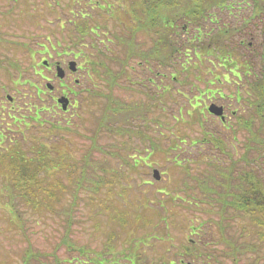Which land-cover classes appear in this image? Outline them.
Masks as SVG:
<instances>
[{"label":"trees","instance_id":"1","mask_svg":"<svg viewBox=\"0 0 264 264\" xmlns=\"http://www.w3.org/2000/svg\"><path fill=\"white\" fill-rule=\"evenodd\" d=\"M115 1L88 0L98 10L93 13L88 6H83L82 10L78 9L84 12L82 15L73 13L72 6L68 7L73 16L67 21L72 26L62 22V9L55 14L60 31L51 30L55 40H50L49 49L81 55L79 69L88 65L85 75L90 81L83 85L80 80L74 81L78 85L74 88L70 83L61 85V79H57L56 90L75 94L73 99L65 96L69 100L66 107L59 100L64 95L57 98L56 94L52 95L63 112L71 106L69 116L61 114L65 117L64 123L55 119L61 115L54 108L51 94L48 95L52 90L41 79L31 80L32 76L24 73L16 77L17 82H27L32 90L16 88V91L20 92L21 99L28 95L33 101L26 98L20 102L13 95L7 98L9 105L0 101V202L3 204L0 209L9 208L10 213L3 217L7 221L5 227L12 228L25 242L17 264H63L56 253L34 246L31 237L36 233L34 216L44 212L61 214L71 223L83 188L96 197L100 193L99 202L109 211L114 225L106 234L103 249L88 257L81 255L86 254L85 250L71 248L73 244L65 236L62 240L68 244L66 248L76 249L78 253L74 251L75 255H69L64 261L105 264L118 260L113 251L120 231L129 224L126 218L129 215L127 209L123 211L124 216L111 209L118 208L111 202V199L116 201L112 193L128 192L130 182L135 180L133 171L138 168L132 164L133 160L142 154L147 156L145 164H158L160 159L167 161V169L174 171L173 175L167 174L171 189L159 191L168 202L177 201L179 207L186 208L183 201L188 193L191 196V200H186L188 204L202 202L208 208H216V235L211 229L202 228L204 225L198 221L193 225L194 236L190 237L193 240L187 239L181 244L188 262L195 264L201 259L207 264H249L243 260L245 254L253 255L252 264H264V175L261 173L264 172V0H123L119 7H113ZM103 8L108 12H102ZM234 10L243 11L238 14ZM50 11L53 12V7ZM107 18L113 21L111 27ZM254 20L260 21L262 32L257 59L244 54V46L250 45L244 38L231 44L233 33L241 32ZM65 27L67 32L63 30ZM97 27L103 29L102 37L98 36ZM4 32L0 29V46L8 44L16 51V41H5ZM239 45H243L242 50ZM86 46L90 48L88 55L84 53ZM5 64L19 65L11 56L2 55L0 66ZM230 71L236 74L235 87H227L232 90L231 94L222 85L231 79L225 76ZM118 87L125 90L124 94L119 93ZM242 89L248 93L242 95ZM127 92L131 96H126ZM203 96L235 99L233 104L221 103L222 114L216 115L209 106L207 111L202 109ZM236 100L241 101L238 104ZM172 104L176 106V113ZM226 108H232L233 115L231 120L226 119L228 130L224 119ZM205 112L216 115L222 126L213 120L206 122ZM191 121L199 124L195 134H188L184 129L188 126L198 130L190 125ZM79 123L84 131L75 126ZM123 135L127 139L123 140ZM73 137L82 139L83 143L88 140L84 145L86 154L80 162L70 160L73 158L71 147L76 143ZM132 138L137 139L132 146L137 154L128 162V156L120 148L130 149L131 145L126 144ZM187 139L192 150L183 157L181 154L187 148L183 143ZM21 142L28 146L22 147ZM84 169L91 174L86 184H83ZM149 173L148 170L142 173L149 182L143 185L153 183ZM130 175L133 178L128 181ZM151 176L159 179L153 172ZM147 206L134 209L135 225H140L138 217L142 210L149 209ZM165 216L163 225L177 222V209H169ZM146 220L141 225L152 223ZM207 222L214 223L209 219ZM148 259L146 254L137 251L130 264H147Z\"/></svg>","mask_w":264,"mask_h":264},{"label":"rangeland","instance_id":"2","mask_svg":"<svg viewBox=\"0 0 264 264\" xmlns=\"http://www.w3.org/2000/svg\"><path fill=\"white\" fill-rule=\"evenodd\" d=\"M119 2L121 3L123 2V0H116L115 2H113V7H119ZM70 6H72V8L70 9L74 8L75 10L73 11V13L76 14L77 11V13L81 12V15L84 14V12L78 9L82 10L83 6H88L90 10H93V13L94 11L97 12L98 10V8L94 7V4H89L88 0H0V29L5 30V32L3 33L5 41L11 39L16 41L15 44L18 45H16V51H14L13 47H10V45L8 44L5 47L0 46V56H11L17 63H19L18 66H8L7 64L0 66V101L5 105H9L5 94L13 95V97L15 98H20V102L22 101V99L26 98L33 101V97H28V95H26L27 97H22L21 99L20 92L16 91V88L24 89L25 91L32 90L29 88V84L27 82H17L16 77H22L23 75L21 74L23 73L26 74V76H32L31 80L36 81L38 79H41V83H43L44 85L45 82L49 80L55 86L58 79V76L55 73L54 64L56 61L63 62L66 65L68 60L74 59L78 64V69L76 72H74V75L80 80L81 85H83L84 83H90L85 75L86 69H88L87 63L86 68L79 69L80 61L81 59H83L81 55H76L73 51H69L68 53H57L54 49H49L48 44L50 40H52V42L55 40V34H51V30H54V32L56 33H58V30L60 31V28L58 27L59 19L57 18L58 13H61L60 9H63L62 13L60 14L62 15V22L64 21V24H70L71 26L73 25L72 22L67 21V18L72 15V10L70 11V9L68 8ZM52 7L53 12L50 11ZM101 10L102 12L105 11V13L108 12V9L106 8H103ZM242 11L243 10H234L233 13L237 12L238 14H240ZM101 20L102 19L99 18V21ZM107 21H109V27H111L113 21L108 18ZM180 22H183V20H180ZM192 29L193 28H190V30ZM260 29V21L254 20L253 22L249 23V25L246 26L241 32L238 31L236 33H233L234 35L231 40V44H237L239 39L244 38V42H249L248 44H250L249 46H244V54L251 55L256 59L259 58L260 47L258 42L262 36V32L260 31ZM63 30L64 32H67L68 29L65 27ZM97 30L99 31L98 36L102 37L103 29L101 30V28L97 27ZM98 36L92 34L93 39L98 40ZM85 39H88V36H85ZM20 43H23V45ZM239 47L242 50L243 45H239ZM47 48L50 50L49 53L46 52ZM58 49L59 47L57 46L56 50ZM89 49V46H86L84 53L88 55ZM91 52L92 51H90V53ZM87 55L85 56L86 60L88 59ZM43 61L47 63H44ZM49 63L52 66V70L47 67ZM5 67L9 69V73L6 72ZM65 70L66 72L69 71L68 67H66ZM220 71L221 73L224 72L222 68H220ZM227 73L228 74L225 73V76H228V78L231 79L227 82H224L222 85H224V91L231 94L232 90L228 89L227 87H235L236 74L234 73L237 72L236 70H234V73L231 71ZM41 75H45L46 78L43 77L42 79ZM220 76H222V74H220ZM64 79H66L65 82H69L70 85H72L74 88L78 87V85L74 83L72 77L65 76ZM118 90L120 94H124L125 92L123 88L118 87ZM234 93L235 91H233V94ZM246 93H248V90H241L242 95H245ZM49 94H51V96L53 94H56V97L60 94H66L70 99H73L75 97V94L69 91L62 93L61 90L56 89H52V91L49 92L48 95ZM126 94V96H131L129 92H127ZM54 97L55 96H52V98L54 99L53 101L55 102V110H57L60 115L63 114L66 115V117L69 116L71 113V106H69V110L67 112H63L61 105L56 102V98ZM203 98L204 107L202 106V109L205 111H207L210 103L223 105L221 103L230 101V103L233 104V101L235 99L234 98L231 100V98L225 97L216 98L213 96L210 98L203 96ZM193 101L194 99L192 100V104ZM236 101L239 104V101L241 100ZM196 102L199 103V101ZM199 106L201 109V104ZM172 108L173 113H176L177 110L174 104H172ZM231 110L232 108L225 109V120L232 119L233 115H231ZM205 113L208 116L206 122L213 120L214 122H217L222 126L219 118L216 115L207 112ZM61 116L55 119H60L61 122L64 123L65 117ZM187 116V119L190 120V116ZM46 117L49 120H53L49 115H46ZM170 120L173 121L171 115ZM226 122L228 125L227 120ZM30 123L34 125L35 121L30 120ZM48 123H50V121ZM190 125L198 130H194L190 127L188 128V126H184V129L188 134H195L197 131H199L200 128H197L199 125L197 121H193L192 123H190ZM75 126L84 131V128H82L80 123L79 125L75 124ZM226 128L228 130L229 125L226 126ZM68 134L69 133H66V135ZM53 135L56 134L53 133ZM119 137L121 136L119 135ZM122 137L124 138L123 140H125V138L127 139L126 135H123ZM73 139L76 143H73L74 145L73 147H71V150H73V158H70V160H77L78 162H80V160H82V158H84V155L86 154L84 145L88 143V140L83 143L82 139H75L74 137ZM103 140L104 139L102 138L101 141L103 142ZM112 140L113 139L110 138V141ZM188 141L189 139L186 140V143H183V147H187L186 150H184L181 154L183 157L184 155L188 156V151L192 150L189 149L190 144ZM136 142L137 139L132 138L126 144L131 145L130 149H126V147L120 148V151L123 153V155L128 156V162H130L129 159L133 158L132 156H135L137 154L135 149L132 147ZM21 145L22 147L28 146L24 142H21ZM200 150L201 149H199V151ZM194 152H196V149ZM170 154H172V151L170 152ZM199 154L202 155V150L199 152ZM146 157L147 156L145 154H142L141 156H136V159L133 160L132 164L137 165L138 168L133 171L135 174L128 170L131 175L134 174L135 176V180H132L133 177H131V175L127 178L128 181L132 180L130 182L131 184H129L127 188L128 192L112 193V195L116 197V201L114 202L113 199H111V202L113 205H118V208L111 207V209L115 208L116 211L120 212L123 216V211L127 209V213L129 216L126 218L128 219L129 224L126 227L122 228L123 230L120 231L119 237L115 243L116 249L113 251V254L116 258H118V260L108 261L105 262V264H130V260L136 256L137 251H141L143 254H146V256L149 258L148 261L151 262L150 264H180L181 259H185V261H183V264H188V261L183 255L184 247H182L181 244L187 241V239L193 240L192 238H190L194 236L193 225L198 221L202 222V224L204 225V227L202 228L211 229L212 231H214V235H216L215 231L218 229V227L216 228L215 225V220L218 217V214L215 212L216 208H208V205L202 202L198 205H194L192 202L188 204L186 200H191V196L188 193L186 197H184L185 201H183L187 205L186 208L179 207L180 203L178 204L177 201L175 203L168 202L165 194L159 191H169L171 189V178H168L167 174L173 175L174 171H172L171 168L167 169L168 162H161L160 159L158 161V164L151 162V165L149 166L145 164V162L148 161ZM138 163H140V166L138 165ZM123 166L124 168H126L124 163ZM154 167L158 168L161 174L158 180L152 178L151 176V172ZM124 168L121 170H127ZM147 170L148 172H150L148 176L150 177V179H152L151 181L153 182L148 186L143 185V183L149 182L147 180H144L145 175L143 176L142 174H145ZM261 173L262 175H264V172L261 171ZM84 175H82V173L80 172V176L84 177L83 184H86L88 183L86 180L91 176L89 170L84 169ZM80 176L79 179L81 180ZM121 181L125 182L124 179H122ZM83 189L79 191V195H81V197L78 200L76 211H74L73 217L70 219V221H72L71 223H69L61 214H50L49 212H44L39 213L38 216H34V219L37 220L33 222V226L36 228V233L33 236L31 235V237L33 238L34 246L38 247L41 251L44 252L46 250L49 252L51 251L52 253H56L59 256V259L62 260L63 264L68 263L64 260L67 259L69 255H72L76 249L85 250L86 254L83 253L81 255L87 257L88 254H97L96 252H99L103 249V243L106 239V234H108L110 228L114 225L112 218L109 217V211L105 208L103 203L101 204L99 202L100 193L97 194L96 197L94 194H90L91 191L86 190L87 188ZM87 192L90 195H87ZM159 201H161L162 203H160ZM1 205L3 204L0 202V206ZM146 205H149L147 206V208H149L150 210H142L146 213L141 212V215H139L137 221V223H139L140 225H135V222L132 221L135 217V214H133L134 209L137 208L138 210H141ZM171 208L177 209V222L173 224L168 223L165 226L163 225V222H165V219L167 218L165 216V213ZM3 210L0 209V244H3V246L1 247L5 250L0 249L3 251V253L0 254V257L2 258V261L0 260V264H17V260H19L20 252H22L25 242L21 239L19 234L17 235L15 231H12V228L7 229V227H5L7 225V221L3 219V217L9 214L10 210L6 207H4ZM147 216L150 218L147 219ZM185 218L187 219L186 222H184ZM208 219L213 221L214 223H208ZM144 220L151 221L152 223H149L148 225H141L142 221ZM65 236H68L70 238L69 240L73 244L71 248H76L75 250L66 248L68 244H66L65 241L62 240ZM239 240L241 241V239ZM55 248L57 250L53 252L52 250H54ZM74 253L77 255L78 251H75ZM107 257L111 258L110 255H107ZM245 259L246 261H249V264L253 263V255L245 256V254H243V260ZM228 261H230V259H228ZM197 262L198 263L195 264H207L206 261H202L201 259H197Z\"/></svg>","mask_w":264,"mask_h":264},{"label":"water","instance_id":"3","mask_svg":"<svg viewBox=\"0 0 264 264\" xmlns=\"http://www.w3.org/2000/svg\"><path fill=\"white\" fill-rule=\"evenodd\" d=\"M69 67L74 70L76 68L75 61H70L69 62ZM57 74L59 76H63L64 75V70L62 69V67L59 64L57 65ZM47 86L51 88L52 87V84L50 82H47ZM8 97H9V95H8ZM59 100L63 103V107H66V104L68 102V99L64 96V97H61ZM209 110L211 112L215 113V114H221V112H222V106L216 105L214 103H211L209 105ZM153 175L156 178H158L160 176L159 171L156 168L153 169Z\"/></svg>","mask_w":264,"mask_h":264},{"label":"flooded vegetation","instance_id":"4","mask_svg":"<svg viewBox=\"0 0 264 264\" xmlns=\"http://www.w3.org/2000/svg\"><path fill=\"white\" fill-rule=\"evenodd\" d=\"M46 61V60H45ZM69 61V60H68ZM67 61V64L65 65L63 62H60V63H62L61 64V66H62V69L64 70V75L62 76V78H60L61 79V81H60V84L61 85H64V86H66V85H68L69 84V82H65L66 81V79H64L65 78V76H68V77H72L73 78V80L75 81V82H77L78 83V78L74 75V72H76L77 71V69H71L70 67H69V62ZM58 61H56L54 64L56 65V63H57ZM44 63H47V62H44ZM47 67L49 68V69H51L52 70V66L50 65V63H49V65H47ZM66 67H68V69H69V71H67L66 72ZM56 73V72H55ZM53 88H55V87H53ZM56 89V88H55ZM237 91H239V90H237ZM62 95H64V96H66V97H68L66 94H62ZM57 98V97H56ZM69 101V100H68ZM58 103V102H57ZM59 105H60V103H58Z\"/></svg>","mask_w":264,"mask_h":264},{"label":"bare ground","instance_id":"5","mask_svg":"<svg viewBox=\"0 0 264 264\" xmlns=\"http://www.w3.org/2000/svg\"><path fill=\"white\" fill-rule=\"evenodd\" d=\"M62 11H63V9H62Z\"/></svg>","mask_w":264,"mask_h":264}]
</instances>
